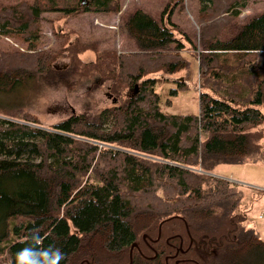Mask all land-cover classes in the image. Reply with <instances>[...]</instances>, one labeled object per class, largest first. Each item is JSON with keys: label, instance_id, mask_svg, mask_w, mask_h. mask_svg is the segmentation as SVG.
<instances>
[{"label": "trees", "instance_id": "16d2710c", "mask_svg": "<svg viewBox=\"0 0 264 264\" xmlns=\"http://www.w3.org/2000/svg\"><path fill=\"white\" fill-rule=\"evenodd\" d=\"M202 1L206 19L224 10L237 16L247 5L246 0ZM118 6L119 0L9 5L0 9V35L37 49L35 26L41 11L58 7L72 14ZM209 26L210 22L203 29ZM124 28L140 50L151 54L138 65L125 61L115 72L110 57L95 65L76 62L77 54L86 49L68 50L71 66L57 69L52 65L57 55L41 47L0 48V264H18L17 253L25 247L36 252L24 264H45L42 253L50 246L64 253L60 264H167L177 257V264H264V240L247 225L239 191L212 174L220 165L255 160L264 152V131L252 130L264 123V12L250 15L235 35L208 41L211 53L236 55L222 58L230 72L216 76L228 95L202 94L197 114L160 111L151 91L154 79L141 69L156 61L162 66L158 63L156 69L168 73L187 66L191 60L179 52L161 51L179 43L173 29L140 8L127 16ZM246 53H256L257 58L245 62ZM89 69L94 73L86 74ZM236 70L247 74L245 84L234 76ZM78 73L111 80L110 92L119 102L93 117L71 115L49 127L36 125L27 111L18 121L13 119L41 84L66 85L65 79ZM235 80L242 88L237 99L229 88ZM134 81L139 82L133 97L119 92L123 83ZM187 160H196L200 168H191ZM89 169L93 180L85 179ZM157 182L170 184L169 199L176 213L160 221L156 219L167 205L145 203L147 195L153 197L146 189ZM34 235L38 239L33 240ZM152 237L159 252L149 258L140 246ZM134 242L136 255L131 251V258L122 263ZM161 253H166L162 261Z\"/></svg>", "mask_w": 264, "mask_h": 264}, {"label": "rangeland", "instance_id": "374dc122", "mask_svg": "<svg viewBox=\"0 0 264 264\" xmlns=\"http://www.w3.org/2000/svg\"><path fill=\"white\" fill-rule=\"evenodd\" d=\"M85 1L87 4V0ZM24 2L31 3L32 0H0V9L7 8L9 5H22ZM202 2V0H119L117 10H79L72 14H66L58 7H54L40 13L39 21L35 26V34L39 28L36 40L39 47L35 49L38 50L41 47L42 50L55 53L57 57L52 61V65L57 69H67L66 67L71 66L68 50L76 53L82 49H86V52L83 51L84 53L77 54L81 61L76 57L75 61L83 66L95 65L100 59L107 57L114 59L113 64L110 66L112 70L120 68L119 64L123 66L125 61H131L137 65L141 64L146 61L147 56L151 53L140 50L135 40L126 33L124 28V20L127 16L135 9L140 8L157 20L163 19V24L173 29L175 37L179 41V43L172 44L170 49L161 51L174 55L179 52L191 60L186 67L172 73L156 69L161 61H156L155 64L152 63L147 67L145 66V68H141L144 69L143 73L147 72V77L154 79L151 91L157 95L156 104L158 109L167 114H197L201 105L200 96L202 94H206L207 97L228 95V93L224 94L225 91L219 87L220 83L216 76L222 75L224 72H230V68L223 64L222 58L226 55H236L235 52L211 53L207 48L208 41L215 37L225 39L235 35L238 28L250 15L264 12V0H246L247 5L240 11L238 10L239 14L237 16L230 17L233 10L225 14V8H220L219 10L224 11L213 14L212 19H206L207 15L203 12L202 7L204 4ZM81 4H83L82 0ZM208 22H210V26L203 29V26ZM185 36L188 37L189 41ZM27 44V41L0 35V48H14L20 51L35 50L29 49ZM244 58L245 62L252 63L257 55L256 53H246ZM106 61L108 59H105ZM158 67H162L160 63ZM136 70L131 69L130 71L135 72ZM91 73H94V71L89 69L86 74ZM233 74L237 77V80L241 79V83L245 84L247 74L244 76L238 70ZM65 82L66 85L57 86L41 84L40 90L34 92L28 102H25L21 108L15 111L17 116L13 119L18 121V117L24 111H27L38 121L39 124L36 125L49 127L51 124L71 115L85 113L88 117H93L103 109L113 106L111 99L105 96L107 89L111 90L112 82L105 79L104 76L91 75L83 77L78 73L66 78ZM136 82L139 81H134L132 85L127 82L123 83L119 92L133 97L132 89ZM234 82L228 84L230 90H232L231 95L237 99L238 92L242 88L238 87L236 80ZM94 83H96L95 86ZM171 89H176V94H172ZM119 92L118 95H120ZM83 104L87 105V109L84 108ZM71 108L74 110H71ZM110 124L111 122L108 125ZM31 125L34 124L31 123ZM104 128H109V126ZM258 128L264 131V123L252 130ZM261 143L264 145V138L261 139ZM107 147L113 150L117 149L115 146ZM262 155L264 156V152H260L255 160L220 165L212 174L227 179L236 186L240 196V208L246 214L247 225L253 227L258 236L264 240V162ZM145 157L155 159L151 156ZM186 162L189 166H193L191 168H197V170L200 168L196 160H187ZM92 167L93 165L90 168ZM191 170L192 172L195 171L194 169ZM88 172L89 176L85 179H95L91 169ZM210 173L207 172L206 174L210 175ZM202 186H204L203 183ZM146 190L148 193L150 190L153 193L152 198H150L152 194L151 196L147 195L145 198L147 205L155 206L157 201L167 205L166 209L160 212L163 215L159 216L156 221H160L170 214L176 215L172 211L169 199L172 192L170 184L157 182L152 189L149 187ZM146 204L142 206H146ZM151 239L147 240L145 245L141 243L140 246L145 250L146 257L149 258L153 253L155 255L159 252L158 244L154 243L155 237ZM179 245L177 243V246ZM129 254L130 248L128 247L122 263L128 260ZM169 254H172V252H169ZM132 255H136V250L132 251ZM165 256L166 253L160 254L161 261ZM176 259H179V257L167 261V264H174Z\"/></svg>", "mask_w": 264, "mask_h": 264}, {"label": "clouds", "instance_id": "9594fccd", "mask_svg": "<svg viewBox=\"0 0 264 264\" xmlns=\"http://www.w3.org/2000/svg\"><path fill=\"white\" fill-rule=\"evenodd\" d=\"M33 240L38 239V235L32 237ZM36 249L33 247H25L17 253L18 264H24V261L28 259L31 254H34ZM45 264H60V261L64 259V253L58 247H52L45 249L42 253Z\"/></svg>", "mask_w": 264, "mask_h": 264}, {"label": "water", "instance_id": "95a60500", "mask_svg": "<svg viewBox=\"0 0 264 264\" xmlns=\"http://www.w3.org/2000/svg\"><path fill=\"white\" fill-rule=\"evenodd\" d=\"M82 3L83 4H86V1L85 0H82ZM138 90V85L137 84H134L133 86V89H132V93L135 94ZM105 94L109 97H111L112 99V103H116L117 102V97L113 96L111 92H109V88L107 89V91L105 92ZM143 238H145V236H143ZM133 247H137V244L134 242L131 244L130 246V254L129 256L131 257V250L133 249ZM181 250V249H180ZM182 251V250H181ZM129 264V263H128ZM176 264H177V261H176Z\"/></svg>", "mask_w": 264, "mask_h": 264}, {"label": "flooded vegetation", "instance_id": "af4514ba", "mask_svg": "<svg viewBox=\"0 0 264 264\" xmlns=\"http://www.w3.org/2000/svg\"><path fill=\"white\" fill-rule=\"evenodd\" d=\"M106 96H107V95H106ZM107 98H111V97L107 96ZM71 110H73V108H71Z\"/></svg>", "mask_w": 264, "mask_h": 264}]
</instances>
